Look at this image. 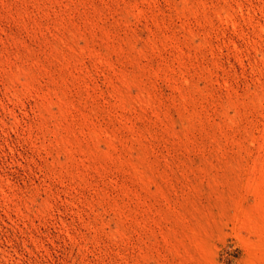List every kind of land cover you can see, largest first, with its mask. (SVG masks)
I'll list each match as a JSON object with an SVG mask.
<instances>
[{
    "label": "rangeland",
    "instance_id": "374dc122",
    "mask_svg": "<svg viewBox=\"0 0 264 264\" xmlns=\"http://www.w3.org/2000/svg\"><path fill=\"white\" fill-rule=\"evenodd\" d=\"M0 264H264V0H0Z\"/></svg>",
    "mask_w": 264,
    "mask_h": 264
}]
</instances>
